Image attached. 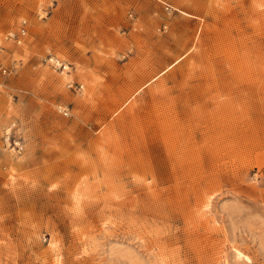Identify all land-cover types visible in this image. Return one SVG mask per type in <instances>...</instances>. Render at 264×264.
I'll return each instance as SVG.
<instances>
[{
  "label": "rangeland",
  "instance_id": "rangeland-1",
  "mask_svg": "<svg viewBox=\"0 0 264 264\" xmlns=\"http://www.w3.org/2000/svg\"><path fill=\"white\" fill-rule=\"evenodd\" d=\"M0 264H264V0H0Z\"/></svg>",
  "mask_w": 264,
  "mask_h": 264
},
{
  "label": "built area",
  "instance_id": "built-area-1",
  "mask_svg": "<svg viewBox=\"0 0 264 264\" xmlns=\"http://www.w3.org/2000/svg\"><path fill=\"white\" fill-rule=\"evenodd\" d=\"M27 32H28V21H27V19H23L22 22H21L19 30L9 32L8 33V38L13 40L17 44H21L23 39H24V37L26 36ZM50 61L52 62V64H54L55 66H58V67H61L64 64L56 56L50 57ZM2 71H3V74L5 75V74H7L8 70L6 68H3ZM61 111L65 115H69V113H70L67 108H62Z\"/></svg>",
  "mask_w": 264,
  "mask_h": 264
}]
</instances>
